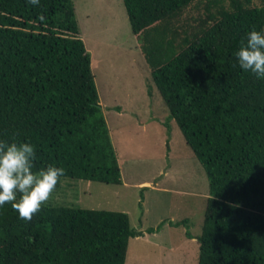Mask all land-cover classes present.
Masks as SVG:
<instances>
[{"label": "trees", "instance_id": "1", "mask_svg": "<svg viewBox=\"0 0 264 264\" xmlns=\"http://www.w3.org/2000/svg\"><path fill=\"white\" fill-rule=\"evenodd\" d=\"M122 4L208 180L197 264H264V79L235 57L251 30L264 31V0ZM0 142L33 145L34 172L121 184L72 0H0ZM140 236L122 212L43 204L26 222L0 207V264H125Z\"/></svg>", "mask_w": 264, "mask_h": 264}, {"label": "rangeland", "instance_id": "2", "mask_svg": "<svg viewBox=\"0 0 264 264\" xmlns=\"http://www.w3.org/2000/svg\"><path fill=\"white\" fill-rule=\"evenodd\" d=\"M72 3L121 184L61 178L45 204L127 214L143 239L129 240L125 264H197V238L209 197L206 174L153 84L122 0ZM141 181L156 186L136 187ZM181 220L187 225L169 224Z\"/></svg>", "mask_w": 264, "mask_h": 264}, {"label": "clouds", "instance_id": "3", "mask_svg": "<svg viewBox=\"0 0 264 264\" xmlns=\"http://www.w3.org/2000/svg\"><path fill=\"white\" fill-rule=\"evenodd\" d=\"M39 6V0H29ZM239 67L257 79H264V31L251 30L246 43L235 53ZM34 146L29 143L0 142V207L11 204L19 218L31 221L49 201L63 168L49 165L33 171Z\"/></svg>", "mask_w": 264, "mask_h": 264}, {"label": "crops", "instance_id": "4", "mask_svg": "<svg viewBox=\"0 0 264 264\" xmlns=\"http://www.w3.org/2000/svg\"><path fill=\"white\" fill-rule=\"evenodd\" d=\"M155 186H156V183H151V182H147V181H141V182H139L138 184H137V186L136 187H138V188H141V187H149V188H151V189H154L155 188ZM137 231H139V232H142V229H141V231H140V229L138 228L137 229ZM150 236H153V238L155 237L154 235H150ZM137 238V237H136ZM138 238H140V239H143V238H141V237H138ZM147 238H148V236H145V238H144V240H147ZM150 238V237H149ZM151 239V238H150Z\"/></svg>", "mask_w": 264, "mask_h": 264}]
</instances>
